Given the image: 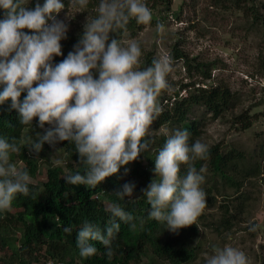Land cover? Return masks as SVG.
<instances>
[{
	"label": "clouds",
	"instance_id": "1",
	"mask_svg": "<svg viewBox=\"0 0 264 264\" xmlns=\"http://www.w3.org/2000/svg\"><path fill=\"white\" fill-rule=\"evenodd\" d=\"M28 2L0 0V8L5 10L0 20V104L10 100V108L17 110L22 126H31L38 118V126L44 131L36 132V138H29L27 143L0 136V211L11 210L17 195L35 198L30 188L32 176L12 159L24 146L38 154L45 143L55 147L68 141L78 154L79 168L66 173L64 180L89 188L137 160L148 151L145 138L162 111L158 97L170 88L166 78L172 71L169 55H159L142 67L139 41L112 39L108 43L109 33L127 31L132 19L140 25L151 24L153 15L146 0H97L95 15L86 17L74 50L55 65L53 58L63 55L60 42L67 38L69 27L55 14L65 5L62 0H45L43 5L37 0L30 9ZM91 2L69 0L68 8L75 12L68 11L66 18L87 12ZM156 30L163 33L164 24L158 21ZM22 93L26 95L21 101ZM189 137L187 129H177L168 136L155 157V178L142 190L150 205L147 219L164 223L171 232L196 224L206 205V193L201 188L204 169L198 171L193 162L205 159L209 149L199 139L190 145ZM181 165H187L183 177ZM134 188L135 184L124 183L115 193L123 199L132 196ZM106 211L112 219L103 229L86 220L78 230L76 246L81 257L97 254L92 243L96 241L104 246L107 259H113V239L121 227L116 218L132 230L137 227L135 221L141 226L145 223L143 217H134L117 203L108 204ZM249 230L255 231L256 226ZM63 231L72 229L65 226ZM204 260L205 264H250L245 251L229 244L213 245Z\"/></svg>",
	"mask_w": 264,
	"mask_h": 264
},
{
	"label": "trees",
	"instance_id": "2",
	"mask_svg": "<svg viewBox=\"0 0 264 264\" xmlns=\"http://www.w3.org/2000/svg\"><path fill=\"white\" fill-rule=\"evenodd\" d=\"M97 3V0H94ZM45 0H39L43 5ZM152 3L151 22L159 21L158 16L153 13L156 10L170 11L173 0H146L147 5ZM224 4H230L237 12L242 13L252 22L254 27L264 32V1L256 3L254 0H218ZM37 0H29L27 7H35ZM165 7V8H164ZM179 11L174 12L178 15ZM95 15V12H93ZM5 10L3 12V18ZM50 21V20H49ZM48 21V22H49ZM145 25L137 24L134 19L129 21L127 31H116L109 33L108 43L112 39L123 40L125 35L134 36L142 31ZM25 32L30 31L24 29ZM83 33V27L68 32L67 38L61 40L63 55L54 56L53 65L61 62L70 51L74 50ZM157 56L153 51H148L142 58V67L151 64ZM174 60L185 59L189 71L196 69L202 81L211 79V67L208 63H190V58L178 46L174 45L171 51ZM94 71V70H93ZM204 84V85H203ZM35 86V85H34ZM182 89L187 94H181V90L175 91L169 99L162 97L160 107L162 109L158 117L149 128L146 140L149 141L148 151L142 152L139 158L127 165L121 166L117 174L107 177L95 188L84 185L67 184L64 180L66 173H72L79 168L78 154L74 146L68 141L58 142L68 160L67 169L63 166L50 163L47 168L46 179L30 185L35 198L17 195L12 202L11 210L0 211V264H188L199 256V242L194 239L200 232L201 225L205 226L210 219L206 218L202 211L196 220V224L171 232L166 225L155 220H148L147 213L150 205L143 196L145 189L152 179L155 178V157L163 146L168 136L161 131L166 125H172V130L187 129L190 133L189 144L197 139L200 140L203 131V118L221 119L232 114L241 129H248L254 124V119L249 112L236 113L240 98L227 85L221 83L208 84L194 80L184 83ZM2 90V88H0ZM26 94H21V101ZM166 99L167 102H164ZM11 101L0 104V136L16 137L17 143L23 140L28 142L29 138L35 139V133H43L44 130L38 126V118H34L31 126H22L19 121L17 110L10 108ZM203 108L204 116H195L197 110ZM207 120V119H206ZM206 124V122H205ZM204 124V126H205ZM52 146L45 143L42 150L37 154L29 150L28 146L21 149V153L13 154L14 162H23L32 178H36L40 170V160L46 158V151ZM208 155L205 159H196L193 163L205 177L201 188L206 193L205 207H211L217 202V193L226 187L234 188L239 192L247 179L264 175V167L258 159L251 158L246 151L238 148L227 149L223 144L216 143L208 146ZM253 157V156H252ZM249 162V163H248ZM125 169L128 171L125 172ZM187 165H181L180 175L186 174ZM124 183H133L135 188L132 196L123 199L116 195ZM238 196L237 212H243L246 200L249 196ZM110 203L119 204L126 212L134 217H143V226L137 223L135 230L130 229L129 224L119 221L120 231L113 239L112 260H108L104 246L99 242L92 243L97 247V254L83 258L79 255L76 246V235L84 221L92 222L101 229L112 219L111 213L106 211ZM221 215L211 219L208 227L220 235L233 228L237 219L227 205H221ZM65 226L71 227L72 231H63ZM147 257V262L144 258Z\"/></svg>",
	"mask_w": 264,
	"mask_h": 264
},
{
	"label": "rangeland",
	"instance_id": "3",
	"mask_svg": "<svg viewBox=\"0 0 264 264\" xmlns=\"http://www.w3.org/2000/svg\"><path fill=\"white\" fill-rule=\"evenodd\" d=\"M255 1L258 4L264 0ZM62 3L65 8L55 15L57 19L68 24L67 33L83 27L86 17L93 15L96 4L92 0L87 12H77L66 18L68 11L72 14L75 9L68 8L69 0H62ZM147 6L153 10L151 2ZM176 11H179L178 15H174ZM261 11L264 12L263 7ZM3 12L4 9L0 8V20L3 19ZM153 13L164 24L163 33L156 30L157 20L145 25V28L134 36L123 37L125 41L135 39L140 42L141 61L148 51H153L157 57L162 54L171 57L173 46L178 45L190 58L191 64L208 63L212 74L211 79L202 81L196 69L189 71L185 59L174 60L171 57L172 71L166 77L170 88L160 93L159 105L162 97L169 99L177 90L186 95V90L182 89L183 84L194 80L229 86L240 98L235 112H249L254 124L244 130L236 123L232 114L221 119H212L208 114L201 120L204 121L202 125L204 128L200 141L208 146L220 143L227 149L238 148L246 151L248 155L253 156L252 160L258 159L264 167V32L254 27L250 20L233 9L230 4L218 0H173L170 11L164 9ZM203 111V108L198 109L195 116H204ZM45 127L49 125L46 124ZM172 127L166 125L161 131L172 135L176 131H173ZM45 156L46 158L40 160L37 177L33 178L36 183L46 179L50 163L67 169L68 160H65L64 151L57 144L47 150ZM56 161L60 163L57 164ZM18 166L24 167L25 164L19 162ZM220 192L216 194L215 205L202 210L210 221L206 222L205 226L201 225L200 232L194 239V242H199L200 245L199 256L188 264H205V253L211 254L213 245L223 247L225 244L245 251L250 264H264V175L247 179L239 192L229 187L221 189ZM242 192L249 196V199L246 200L244 211L237 212V203L240 201L237 197L243 196ZM222 204L234 212L237 221L233 228L225 230L220 235L212 229L213 226L208 225L211 219L215 222V218L220 217ZM253 225L256 226V230L250 231ZM143 260L147 262L148 258L145 257ZM32 264L38 263L34 261Z\"/></svg>",
	"mask_w": 264,
	"mask_h": 264
}]
</instances>
